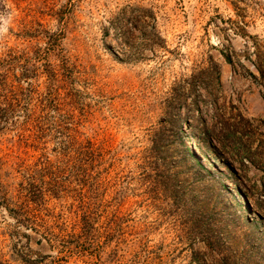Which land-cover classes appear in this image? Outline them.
Here are the masks:
<instances>
[{"label":"rangeland","instance_id":"rangeland-1","mask_svg":"<svg viewBox=\"0 0 264 264\" xmlns=\"http://www.w3.org/2000/svg\"><path fill=\"white\" fill-rule=\"evenodd\" d=\"M0 64V264H264V0H0Z\"/></svg>","mask_w":264,"mask_h":264},{"label":"trees","instance_id":"trees-1","mask_svg":"<svg viewBox=\"0 0 264 264\" xmlns=\"http://www.w3.org/2000/svg\"><path fill=\"white\" fill-rule=\"evenodd\" d=\"M146 12V11H144ZM154 15V13H152ZM151 14V15H152ZM144 17V14L136 15L132 21H131V27L129 28V30L127 31L126 34L124 35V38H122L124 41L122 42L123 44V48L121 53H124L125 56H127L128 58H133L135 59V57L137 58H144V50L140 51V52H135L134 49H132V42L138 38H140L142 40L143 45H148L149 41H152L153 44H156L158 47L159 45H161L162 42H164V40L161 39L160 42L155 41V36L151 38L150 35H148L146 32V27L139 28L138 26V22L142 21V18ZM154 21L156 20V18L153 16L152 18ZM152 30H156V24H154L152 27ZM134 30H138L139 31V36H137L134 32ZM158 36V35H156ZM60 38V34L55 33V34H51L50 36V45L51 46H55L57 45V41ZM159 39V37H158ZM121 55V54H120ZM15 59L14 57L10 58L9 60H4L2 62H6L9 63V61ZM1 65V64H0ZM12 85L8 84V80L6 75L4 74H0V125L2 123H7L9 122L10 116L14 113V111L16 110V108L20 107L23 109H27L26 105H23L22 103L24 102L21 95H23L24 97L28 96V94L26 92H33L32 90H27L26 92L23 91H17L14 89H11ZM26 122L29 121L30 119V115L26 116ZM247 201V200H246ZM248 203V202H247ZM245 210H250V206L248 204V209L244 208Z\"/></svg>","mask_w":264,"mask_h":264},{"label":"bare ground","instance_id":"bare-ground-1","mask_svg":"<svg viewBox=\"0 0 264 264\" xmlns=\"http://www.w3.org/2000/svg\"><path fill=\"white\" fill-rule=\"evenodd\" d=\"M243 200L245 201L246 208L248 209V203H247V201H246V198H245V197H243Z\"/></svg>","mask_w":264,"mask_h":264}]
</instances>
